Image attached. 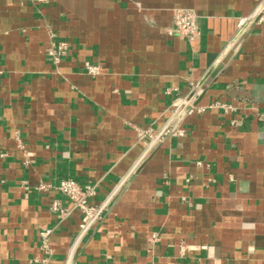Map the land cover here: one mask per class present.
<instances>
[{"label": "crops", "instance_id": "crops-1", "mask_svg": "<svg viewBox=\"0 0 264 264\" xmlns=\"http://www.w3.org/2000/svg\"><path fill=\"white\" fill-rule=\"evenodd\" d=\"M261 1L0 0V264H264Z\"/></svg>", "mask_w": 264, "mask_h": 264}, {"label": "built area", "instance_id": "built-area-1", "mask_svg": "<svg viewBox=\"0 0 264 264\" xmlns=\"http://www.w3.org/2000/svg\"><path fill=\"white\" fill-rule=\"evenodd\" d=\"M264 7V1L262 0L259 4L257 11V18H262V10ZM249 19L241 20L239 26L243 27L244 24L247 23ZM169 34L174 35L178 38L192 41L199 34V26L197 23V15L196 13L187 8H176L173 10V23L172 27L168 30ZM65 49V43H60L56 50L52 49L49 51V54L57 56L62 54ZM87 74L94 76L99 73V66L97 65H88L86 67ZM191 101L190 98L184 101V105L182 107L185 108V104ZM260 116H264V114L260 113ZM145 132L140 131L138 133L139 137H144ZM179 134H182V131H179ZM46 188L45 185H40L39 189L44 190ZM56 189L67 199H69L73 206L79 209L82 212V225L85 226L95 215L97 208L91 204H89L88 199L94 195L93 187H81L75 180L71 178H63L60 180ZM50 209L53 212H58L60 214H66L67 210L64 209L58 200H54L51 203ZM48 235V231L42 233L43 243L42 248L46 249L45 238ZM152 239L156 238V235H152Z\"/></svg>", "mask_w": 264, "mask_h": 264}, {"label": "water", "instance_id": "water-1", "mask_svg": "<svg viewBox=\"0 0 264 264\" xmlns=\"http://www.w3.org/2000/svg\"><path fill=\"white\" fill-rule=\"evenodd\" d=\"M257 11L256 13H254V15L252 17L249 18V20L247 21L246 25L245 26H248L249 23L255 21L257 19ZM195 95L192 97L191 99V103L192 104H195L197 98L195 99ZM189 111V107H185L181 110V113L175 118L174 122H175V125L173 127V131L177 128V126L179 125V123L181 122L182 118L186 115V113ZM172 131V132H173Z\"/></svg>", "mask_w": 264, "mask_h": 264}]
</instances>
